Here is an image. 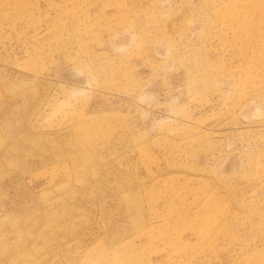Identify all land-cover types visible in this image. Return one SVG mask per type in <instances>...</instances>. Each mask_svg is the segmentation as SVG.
Masks as SVG:
<instances>
[{
    "label": "rangeland",
    "instance_id": "rangeland-1",
    "mask_svg": "<svg viewBox=\"0 0 264 264\" xmlns=\"http://www.w3.org/2000/svg\"><path fill=\"white\" fill-rule=\"evenodd\" d=\"M0 264H264V0H0Z\"/></svg>",
    "mask_w": 264,
    "mask_h": 264
}]
</instances>
